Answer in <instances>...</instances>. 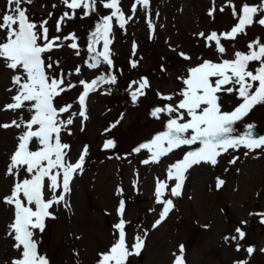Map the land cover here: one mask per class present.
<instances>
[{"label":"rangeland","instance_id":"374dc122","mask_svg":"<svg viewBox=\"0 0 264 264\" xmlns=\"http://www.w3.org/2000/svg\"><path fill=\"white\" fill-rule=\"evenodd\" d=\"M133 2L121 0L120 6L126 16L131 15ZM225 2L215 0L216 11L213 16H209L212 0H150L147 12L138 6L136 15L124 29L113 20V42L109 47L114 62L112 73L117 76V83L112 85L105 82L89 94L88 119L83 121V131L82 118L77 115L73 125L69 126L71 135L67 130L61 132L62 142L70 145V150H66L70 162L78 159L85 145L88 146V154L82 173H77L71 182V192L66 197L70 206L64 207L63 202L54 205L50 211L54 213L55 219L48 218L45 231L36 234L40 240L39 250L47 254L50 264H96L97 253L107 251L114 240L112 224L117 222L116 207L121 199L125 201V219L131 222L126 227L128 240L131 241L140 229L149 232L141 255L129 257L128 264H172L173 253L178 251L180 244L185 247L187 264H233L235 260L245 258L249 264H264V253L259 251L264 248V224L260 222V217L249 215L264 212V150L249 151L242 147L222 154L215 166L204 163L193 166L186 173L182 195L173 198L175 208L155 229L152 224L162 207L155 202L156 178L166 179L167 167L199 145L176 149L162 157L159 163H142L151 156L146 149L139 153L133 152L139 144L148 142L166 130L168 117L161 114L157 119L150 112L154 107L167 103L158 97V93L167 95L183 87L177 77L183 75L190 64L180 58L177 52L190 54L191 63L195 64L198 57L216 60L231 58L234 50L247 52L248 43L256 38L264 43V26L254 23L246 28V35L240 34L235 40L222 39L226 53L218 57L214 42H206L195 35L199 32L207 35L212 31L219 34L229 31L237 23L231 8L225 7L223 12L219 10ZM242 2L254 4L259 3V0H233L238 10ZM22 6L28 9L29 18L38 24L41 20H48L50 38L53 35L63 36L67 31L84 32L89 27L94 30L99 17L112 11L105 9L97 0L95 13L83 17L84 9H78L76 18L67 20L61 25L62 32L56 33L58 17L64 11H71L60 0H33L32 4L24 3ZM5 7L6 0H0V13ZM49 13L53 15L49 17ZM149 18L155 26L154 30L149 26ZM3 35L0 31V36ZM61 42L64 47L53 48L49 52L52 61L60 62L59 66L53 64L49 72L59 74L63 71L68 74L80 67L79 74L74 72L72 79L68 77L66 80V83L70 81L77 84L82 79L90 82L101 74L105 64L97 69H91L86 64L89 39L77 41L79 56L75 54L76 50L67 46L72 41ZM206 43L212 47H207ZM133 44L136 45L135 54ZM97 47L102 50V44ZM131 61H137V67H131ZM162 65L165 71L161 70ZM256 66L255 62L250 65L252 68ZM106 68L109 69V66L106 65ZM14 74L0 60V108L12 102L11 97L16 94L12 85ZM141 77L148 78L150 87L144 90L146 95L133 103L130 93L138 87L133 82L139 81ZM72 92L62 93L54 103L57 106L72 104L70 111L78 112L79 104L70 101ZM223 99L226 102L225 110H231L233 105L239 103L235 96H224ZM121 114L123 119H120ZM23 115L25 119L29 117L26 110ZM68 115L64 113L61 118L66 119ZM18 117V112L0 111V123ZM118 119L119 124L111 127ZM249 123H256L264 129V105L256 106L238 122L234 135L240 134ZM21 131L15 127L0 128V264H11L12 259L19 255L13 248L14 241L7 235L8 224L13 219V207L5 204L3 197L10 193L15 179L5 173ZM108 139L115 141L114 148H103ZM234 157H238L236 162L229 163ZM25 175L21 170L20 178ZM217 177L225 181L220 188L216 187ZM174 183L169 181V188ZM120 187L124 189L123 194L117 195ZM45 195H48L47 191ZM152 208L156 211L150 212ZM242 220L248 222L244 226L246 237L240 241L243 247L237 252L236 242H225L223 238L234 235V228ZM249 245L257 249L251 257H247L244 250Z\"/></svg>","mask_w":264,"mask_h":264},{"label":"snow or ice","instance_id":"6c2138e0","mask_svg":"<svg viewBox=\"0 0 264 264\" xmlns=\"http://www.w3.org/2000/svg\"><path fill=\"white\" fill-rule=\"evenodd\" d=\"M71 11H64L57 19L55 32H62V24L67 20L76 18L78 9H84L83 17H88L97 11V0H60ZM105 9L112 10L109 14L99 17L95 28L90 33L87 43L88 60L86 64L91 69H97L101 64L114 67L111 58L110 44L113 42V20L121 29L136 15L137 7L147 12L150 0H134L131 5V15L126 16L120 6L121 0H99ZM24 3L32 4L33 0H6V7L0 13V60L5 62L8 69L15 73L12 76V85L16 94L11 97L12 102L0 108V111L18 112L19 117L10 122L0 123V128L8 129L15 127L22 129L17 137L18 143L9 158L6 167V175L13 176L14 182L10 193L3 197V202L13 207V219L8 224L7 235L14 241L13 248L19 253L12 259L11 264H50L46 253L39 250L40 240L36 237L37 232L43 233L48 218L55 219L50 211L54 205L63 202L64 207H69L66 197L71 192V182L77 173H82L85 158L88 154V146L85 145L75 162L67 159L70 145L61 140L62 130H67L71 135L69 126L73 125L74 119H88L87 98L89 94L103 83L115 85L117 76L105 73L90 82L79 80L83 91L78 95L77 102L80 106L78 112L70 111L72 104L57 106L54 101L62 93L77 87L75 83L67 82L72 73L53 74L48 70L53 69V64L59 66V61L46 64L43 54L53 48H62L61 41H72L67 46L80 55L78 37L75 33L66 36L53 35L50 38L48 20L44 19L39 24L30 19L28 9ZM209 16L216 11L215 0H212ZM56 7L55 4L52 5ZM225 7L231 8L232 16L237 23L229 31L210 34L204 32L195 35L204 38L206 42H214L218 57H223L226 47L221 43L224 40H235L240 34H247L246 28L254 23L264 26V0L259 3L249 4L242 2L239 10L233 0H226L220 7L223 12ZM49 17L53 13L48 14ZM149 26L155 28L151 19ZM102 44V50L98 45ZM207 47H212L206 43ZM136 45L133 44V54ZM248 51L234 50L231 58L208 59L198 57L197 62L192 64V56L185 51L177 52V55L188 61L190 66L185 73L177 77L183 87L178 92L171 94L158 93V97L167 103L163 106L154 107L150 115L159 119L161 114L168 117L165 122V131L156 134L146 143H141L133 149L139 153L148 150L150 159L142 161L144 164L159 163L161 158L169 155L174 150L183 146L199 145L184 153L183 157L170 164L166 169V179L156 178L154 196L157 205H161L158 218L152 224V228H158L175 208L173 198L180 197L186 180V173L193 166L201 163L217 165L218 158L229 150L245 148L249 151L264 150V136H255L254 124H247L243 134L234 135L235 125L242 121L258 105H264V43L260 38L250 41ZM51 61V57H49ZM255 62L258 66L252 68ZM137 61H131V67H137ZM161 70L165 71L164 66ZM80 67L74 69L79 74ZM133 83L138 87L131 91V99L135 103L140 96L146 95L145 89L150 87L147 77H141ZM12 89H9L11 91ZM224 96H235L239 103L233 105L231 110H225ZM179 97V99H176ZM27 111L29 117L24 118L23 112ZM69 113L66 119L61 116ZM120 119H123L121 114ZM120 120L112 124L115 127ZM107 131V130H106ZM115 147V141L108 139L104 149ZM247 154V153H245ZM238 157H234L229 163H235ZM23 170L26 175L21 179ZM47 181V183H46ZM169 181H175L169 188ZM225 181L219 177L216 187L220 188ZM138 190V189H137ZM48 193L46 196L45 193ZM124 189H117V195H122ZM168 198H165V196ZM155 212L156 209H149ZM117 222L112 224L114 240L107 251L97 253L96 264H128L131 256H140L146 245L149 235L147 229L138 230L128 240L126 227L131 223L125 219V201L119 200L116 207ZM108 214V213H106ZM250 216L260 217L264 224V212L249 213ZM248 222L242 220L239 226L234 228V235L224 236L225 242H236V251L243 247L240 241L246 237L244 226ZM207 227V226H205ZM247 257H251L257 249L254 245L244 248ZM259 251L264 253V248ZM172 264H187L185 259V247L178 246V251L173 253ZM233 264H249L247 258L235 260Z\"/></svg>","mask_w":264,"mask_h":264},{"label":"water","instance_id":"95a60500","mask_svg":"<svg viewBox=\"0 0 264 264\" xmlns=\"http://www.w3.org/2000/svg\"><path fill=\"white\" fill-rule=\"evenodd\" d=\"M254 126H255V125H254ZM246 130H247V129H245L244 132H245ZM244 132H243V133H244ZM253 133H254V135L257 136V137H258V136H263V135H264V132H259L256 126H255L254 129H253Z\"/></svg>","mask_w":264,"mask_h":264}]
</instances>
